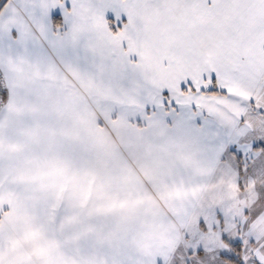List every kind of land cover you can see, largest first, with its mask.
<instances>
[{
    "label": "snow or ice",
    "instance_id": "snow-or-ice-1",
    "mask_svg": "<svg viewBox=\"0 0 264 264\" xmlns=\"http://www.w3.org/2000/svg\"><path fill=\"white\" fill-rule=\"evenodd\" d=\"M0 264H264V0H0Z\"/></svg>",
    "mask_w": 264,
    "mask_h": 264
}]
</instances>
